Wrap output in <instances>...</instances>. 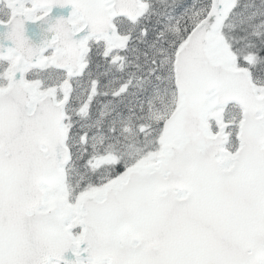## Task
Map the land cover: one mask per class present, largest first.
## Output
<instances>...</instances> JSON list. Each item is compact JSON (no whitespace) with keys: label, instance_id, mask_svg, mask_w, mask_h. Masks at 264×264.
Segmentation results:
<instances>
[{"label":"snow or ice","instance_id":"1","mask_svg":"<svg viewBox=\"0 0 264 264\" xmlns=\"http://www.w3.org/2000/svg\"><path fill=\"white\" fill-rule=\"evenodd\" d=\"M0 264H264V0H0Z\"/></svg>","mask_w":264,"mask_h":264}]
</instances>
